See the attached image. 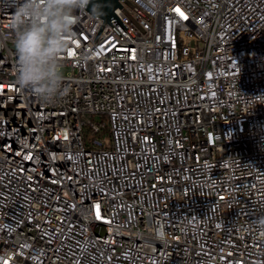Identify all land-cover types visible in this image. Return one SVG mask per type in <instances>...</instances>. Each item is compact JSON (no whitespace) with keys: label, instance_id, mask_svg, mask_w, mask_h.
I'll return each instance as SVG.
<instances>
[{"label":"built area","instance_id":"2783aa9c","mask_svg":"<svg viewBox=\"0 0 264 264\" xmlns=\"http://www.w3.org/2000/svg\"><path fill=\"white\" fill-rule=\"evenodd\" d=\"M0 0V264H264V0L78 15L63 93L16 79ZM164 237L159 238L158 232Z\"/></svg>","mask_w":264,"mask_h":264},{"label":"clouds","instance_id":"9594fccd","mask_svg":"<svg viewBox=\"0 0 264 264\" xmlns=\"http://www.w3.org/2000/svg\"><path fill=\"white\" fill-rule=\"evenodd\" d=\"M92 0H18L13 13L16 30V79L42 103L52 104L63 93L65 65L61 59L68 47L78 15ZM92 9L97 11L93 5ZM264 231V219L258 221ZM163 238V231L158 232Z\"/></svg>","mask_w":264,"mask_h":264},{"label":"water","instance_id":"95a60500","mask_svg":"<svg viewBox=\"0 0 264 264\" xmlns=\"http://www.w3.org/2000/svg\"><path fill=\"white\" fill-rule=\"evenodd\" d=\"M121 0H92L91 4L88 7V10L90 13L93 14L94 17L101 18L104 23L95 39V43L98 41L105 24L109 23L114 30L121 36L120 32L112 25L111 20L117 19L122 26L130 33V35L135 38L133 33L127 28V26L121 21V19L115 14V10L119 7L120 9H123L124 7L120 4ZM93 5L97 7V11H94L92 9Z\"/></svg>","mask_w":264,"mask_h":264}]
</instances>
